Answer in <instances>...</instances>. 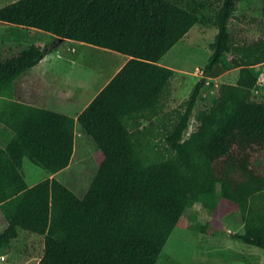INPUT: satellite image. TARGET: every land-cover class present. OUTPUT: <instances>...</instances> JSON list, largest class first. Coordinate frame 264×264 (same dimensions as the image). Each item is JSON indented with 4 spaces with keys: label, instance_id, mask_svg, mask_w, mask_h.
Here are the masks:
<instances>
[{
    "label": "trees",
    "instance_id": "1",
    "mask_svg": "<svg viewBox=\"0 0 264 264\" xmlns=\"http://www.w3.org/2000/svg\"><path fill=\"white\" fill-rule=\"evenodd\" d=\"M240 1L15 0L0 7V23L54 37L50 45L34 42L0 57V96L60 39L129 57L76 119L96 145L97 171L83 197L56 178L29 187L22 172L24 157L51 174L66 169L75 119L20 99L1 107L0 122L13 137L0 147V251L24 230L43 237L37 264H157L174 228H191L195 203L210 213L196 226L200 232L237 211L244 232L233 236L264 250V101L252 99L264 39L233 36ZM204 11L217 33L202 74L226 59L239 72L197 112V128L185 138L202 84L168 122L164 108L177 71L158 62ZM158 138L168 150L156 159L150 150Z\"/></svg>",
    "mask_w": 264,
    "mask_h": 264
},
{
    "label": "rangeland",
    "instance_id": "2",
    "mask_svg": "<svg viewBox=\"0 0 264 264\" xmlns=\"http://www.w3.org/2000/svg\"><path fill=\"white\" fill-rule=\"evenodd\" d=\"M12 1L15 0H0V7ZM174 1L183 6L192 0ZM230 30L234 37L249 42L264 39V0L238 2L230 22ZM216 33L217 29L211 22L210 12L204 11L200 21L161 58L163 64L177 71L171 81V94L164 108V115L171 118L168 122L176 118L175 111H181L182 104L188 98L193 86L197 82L202 84L185 138L197 128L195 115L199 110L209 108L218 87L224 83L234 84L238 78L239 69L227 59L224 60L225 65H217L210 76L205 77L202 74L211 54ZM53 40V35L44 31L0 23V57L15 53L16 50L34 42L50 45ZM89 52L100 51L75 46L69 41H65L59 49V53L63 55L62 59L68 58L73 62V74L79 75H88L96 69V61L101 59L106 61L104 56ZM64 67L66 74L70 69L68 65ZM253 70L258 77V83L253 90L252 99L264 101V64L255 65ZM151 144L150 155L153 158L157 159L158 156L167 154L168 149L163 138H158ZM85 145L86 149H80L79 152L77 150L71 164L55 177L78 197H83L87 192L97 171L93 158L94 151L87 144ZM26 163V174L30 173V170L38 177L45 173L29 160ZM219 190L218 186L217 191ZM190 216L191 228H174L158 257L157 264H264L263 249L247 245L233 236L244 232L239 212L233 211L218 218L219 226L210 223L206 233L200 232L196 226L208 223L209 211L202 204L195 203L190 210ZM0 224L1 231L4 226L2 220ZM43 242L42 236L20 230L18 239H13L10 247L0 251V264H37L43 254Z\"/></svg>",
    "mask_w": 264,
    "mask_h": 264
},
{
    "label": "crops",
    "instance_id": "3",
    "mask_svg": "<svg viewBox=\"0 0 264 264\" xmlns=\"http://www.w3.org/2000/svg\"><path fill=\"white\" fill-rule=\"evenodd\" d=\"M65 41H69L75 46L100 51L89 53L102 55L107 62L103 61L104 59L96 61V69L92 70L88 75H79L78 73L73 74V62L68 58L62 59L61 57L63 55L59 53L60 46ZM128 60V56L115 51L64 39L55 51L46 54L38 64L11 83L7 91V97L0 96V109L5 105L6 100L20 99L25 103L73 117L75 119V137L72 159L77 150L79 152L80 149H86L85 144H87L92 151H95L96 145L94 141L85 133L81 126L76 122V119L91 100L106 86V84ZM158 64L169 68V65L163 64L161 59ZM67 65L70 70L65 74L63 67H67ZM12 137L13 132L0 122V147L5 148ZM27 160H29L27 157L23 158L22 172L24 180L29 187L44 179L55 178L56 175L60 174V172L51 174L42 168L41 169L44 170L45 173L41 176L39 175V177L38 175L33 174V171L31 170L30 173L26 174L25 168ZM0 220L4 222L1 212ZM19 236L20 230L15 239H18Z\"/></svg>",
    "mask_w": 264,
    "mask_h": 264
},
{
    "label": "water",
    "instance_id": "4",
    "mask_svg": "<svg viewBox=\"0 0 264 264\" xmlns=\"http://www.w3.org/2000/svg\"><path fill=\"white\" fill-rule=\"evenodd\" d=\"M63 39H60L59 42L61 43Z\"/></svg>",
    "mask_w": 264,
    "mask_h": 264
}]
</instances>
